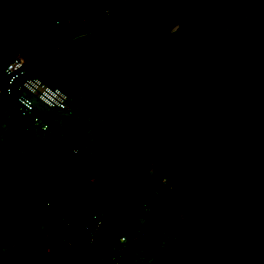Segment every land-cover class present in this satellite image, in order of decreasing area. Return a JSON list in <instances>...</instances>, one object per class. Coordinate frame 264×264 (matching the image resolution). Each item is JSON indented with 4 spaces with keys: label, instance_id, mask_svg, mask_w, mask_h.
<instances>
[{
    "label": "trees",
    "instance_id": "obj_1",
    "mask_svg": "<svg viewBox=\"0 0 264 264\" xmlns=\"http://www.w3.org/2000/svg\"><path fill=\"white\" fill-rule=\"evenodd\" d=\"M62 1L41 28L49 33L10 53L0 72L22 52L28 76L68 93L75 112L94 88L108 97L103 125L74 154L72 140L13 116L0 136V264H81L129 207L157 118L162 28L181 15L227 17L249 0ZM72 47L76 62L64 55ZM163 75L156 182L122 234L143 237L120 262L112 248L95 264H264V0L242 26L183 24L165 42ZM128 161L137 166L129 180ZM96 215L105 219L91 243Z\"/></svg>",
    "mask_w": 264,
    "mask_h": 264
},
{
    "label": "water",
    "instance_id": "obj_2",
    "mask_svg": "<svg viewBox=\"0 0 264 264\" xmlns=\"http://www.w3.org/2000/svg\"><path fill=\"white\" fill-rule=\"evenodd\" d=\"M258 1L249 0L237 13L217 18L209 15H181L170 20L161 30L154 49L156 73L157 118L148 150L140 167L135 186L130 194L129 207L117 225L105 234L81 264H95L111 250L123 232L144 208L156 182L159 143L164 133L165 117L169 96V80L163 75L164 46L167 38L185 23H196L206 28H234L245 25L258 14ZM152 169V170H151Z\"/></svg>",
    "mask_w": 264,
    "mask_h": 264
},
{
    "label": "built area",
    "instance_id": "obj_3",
    "mask_svg": "<svg viewBox=\"0 0 264 264\" xmlns=\"http://www.w3.org/2000/svg\"><path fill=\"white\" fill-rule=\"evenodd\" d=\"M107 13L109 14V10ZM14 96L18 114L32 118V126L40 130H45L46 127L38 112L36 101L52 110L66 111L70 114L76 111L71 105L72 98L68 93L59 87L49 85L39 77L28 76L26 62L20 55L10 61L0 73V99H11ZM104 219V215H96L93 218L95 227H87L86 234L91 243L98 238ZM142 237L141 232L133 239L121 236L113 247L118 253L114 260L120 262L128 253V245Z\"/></svg>",
    "mask_w": 264,
    "mask_h": 264
},
{
    "label": "crops",
    "instance_id": "obj_4",
    "mask_svg": "<svg viewBox=\"0 0 264 264\" xmlns=\"http://www.w3.org/2000/svg\"><path fill=\"white\" fill-rule=\"evenodd\" d=\"M63 3L62 0H0V62L16 49L29 47L31 41L40 40L48 34L49 28L43 31L41 28L48 19L55 16V11L60 10ZM58 21L57 18L56 24ZM71 21L72 19H69V22ZM80 27H87L89 35L93 34L95 26H85L80 21ZM38 32L41 33L35 37ZM19 55L23 57L22 52ZM64 55H69L73 62L79 57L75 47L66 51ZM15 114H18L17 104L14 101L0 99V136L13 126Z\"/></svg>",
    "mask_w": 264,
    "mask_h": 264
},
{
    "label": "rangeland",
    "instance_id": "obj_5",
    "mask_svg": "<svg viewBox=\"0 0 264 264\" xmlns=\"http://www.w3.org/2000/svg\"><path fill=\"white\" fill-rule=\"evenodd\" d=\"M97 79L98 77L94 76L92 80L93 83H95ZM106 102H108V97H104L102 93L98 94L94 88L90 91H86L81 100L80 111H77L74 114H70L66 111L49 109L36 101L38 112L41 115L46 127V129L42 131L50 132L72 140L75 144V146L72 147V150L73 153L76 154L81 150V147H83V143L86 140L85 135H94V128H98L103 125L101 112L105 111L103 106H105ZM48 117L53 118V125H51V123H47ZM125 168L126 173L124 178L129 180L133 176L134 172L132 171L135 170L137 166L133 161H128L126 162ZM78 187L80 188L81 186L78 185ZM161 237H163L162 239L166 245L170 243L171 240L172 242H176L170 232L161 234ZM178 244L179 241L176 242L175 245L177 246ZM136 246L134 247L131 245L129 247V251H133ZM97 264H102V261Z\"/></svg>",
    "mask_w": 264,
    "mask_h": 264
}]
</instances>
